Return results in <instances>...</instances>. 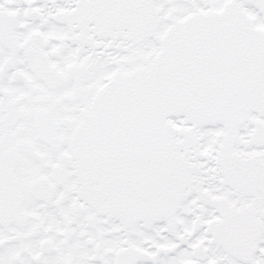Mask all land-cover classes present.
I'll list each match as a JSON object with an SVG mask.
<instances>
[{"label": "snow or ice", "instance_id": "obj_1", "mask_svg": "<svg viewBox=\"0 0 264 264\" xmlns=\"http://www.w3.org/2000/svg\"><path fill=\"white\" fill-rule=\"evenodd\" d=\"M0 264H264V0H0Z\"/></svg>", "mask_w": 264, "mask_h": 264}]
</instances>
